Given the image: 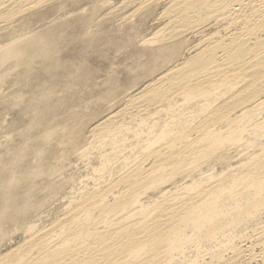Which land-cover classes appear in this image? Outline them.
<instances>
[{"label":"rangeland","instance_id":"1","mask_svg":"<svg viewBox=\"0 0 264 264\" xmlns=\"http://www.w3.org/2000/svg\"><path fill=\"white\" fill-rule=\"evenodd\" d=\"M71 2L57 0L18 18L14 27L27 28L26 34L18 33L24 37L21 44L31 49L24 46L23 61L17 65L14 60L0 63V257L28 249L33 235L48 231L53 245L60 238L58 225L79 217L89 200L102 194L103 204L109 205L130 193L124 177L159 163L152 151L164 153L172 136L194 140L199 120L228 101L224 96L220 104L200 112L196 101L190 104L179 96L156 104L149 99L165 74L194 56L199 44L216 31L213 23L170 39L166 33L171 25L162 15L166 0ZM57 6L62 8L54 10ZM6 34L0 29V47ZM40 40L46 50L35 44ZM174 44L180 48L172 52L168 48ZM244 84L233 88L239 92ZM263 100L259 97L249 106ZM263 110L253 113V120H262ZM108 119L113 123L105 131L92 132ZM177 119L186 123L180 130L175 129ZM250 130L247 127L235 148L227 143L222 147L226 152L208 155L182 172H170L167 166L155 184L136 192L137 203L150 210L149 215L176 193L193 195L194 189L220 178L245 174L257 157L264 160V133L255 140ZM93 211L91 222L98 212ZM263 228L264 206L240 225L224 226L214 239L199 242L189 237L166 264H209L218 253L225 264H262L258 257L250 261L245 249L247 238ZM241 245L242 255L232 253ZM254 252L258 255L259 247Z\"/></svg>","mask_w":264,"mask_h":264},{"label":"bare ground","instance_id":"2","mask_svg":"<svg viewBox=\"0 0 264 264\" xmlns=\"http://www.w3.org/2000/svg\"><path fill=\"white\" fill-rule=\"evenodd\" d=\"M55 1L0 0V29L7 33L5 45L0 47V63L14 60L17 65L23 61L24 46L28 44H21L24 37L20 38L21 34L18 33L27 28L14 27L16 20ZM71 1L72 4L74 0ZM166 1L168 7L162 15L171 25L166 38H177L204 22L213 23L216 31L198 43L199 49L194 56L170 70L163 77L164 80L158 81L151 92L148 91L151 93L150 103L179 96L190 104L196 101L195 104L200 106L198 111L206 112L212 103L216 105L221 99L224 101V96L228 97V101L216 109L213 107L214 112L208 115L209 118H204L206 120H199L200 123L194 127V140L190 141L187 136H172L167 146L164 145V153L158 151L154 154L152 151L159 163L156 161L157 164L148 170L146 168V171H134V174L126 175L122 181L131 185V191L126 196L121 194L123 197L119 196L113 204L106 205L102 201L104 195H98L83 206L81 217L73 214L67 222L57 224L60 238L55 244H49V231L40 236L33 235L32 239L29 237L31 241L28 240V249L12 251L14 253L9 256L0 257V264H156L161 258L166 259V264L173 258L174 249L189 241V237L199 242L214 239L224 226L240 225L264 206V160L258 157L253 161L255 164L250 167L252 169L249 168L247 172L244 170L245 174L242 171L244 175L235 172L222 176L210 186L194 189L193 195L176 193L169 201H165V205H155L153 213L149 215L150 210L137 203L136 192L148 188L144 186L155 184L167 166L170 172H182L188 165L192 166L208 155L220 153L227 143L235 148L243 139L247 127L252 129L250 131L255 140L259 137L258 133H264V118L256 121L253 120L255 116L252 117L253 113L262 109L264 100L253 107L249 106L257 103L259 97L264 98V0ZM61 8L57 6L54 10ZM35 44L38 48L40 44L41 51L46 47H42L41 40ZM179 44L167 48L175 52L173 50ZM41 51L42 54H39L43 57L45 53ZM238 82H245L239 92L233 88V84ZM236 111H240L239 115L229 117ZM182 120H175V129L183 127L185 121ZM110 121L108 119L96 125L92 132L105 131L113 123ZM93 210L98 212L95 221L91 222ZM247 239L249 246L245 252H248L249 260L258 257L259 262L264 264V228ZM242 246L235 247L232 253L242 255ZM255 247H259L256 256ZM32 251L35 253L32 254ZM212 258L209 264H225L227 261L220 253Z\"/></svg>","mask_w":264,"mask_h":264}]
</instances>
